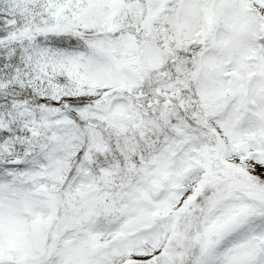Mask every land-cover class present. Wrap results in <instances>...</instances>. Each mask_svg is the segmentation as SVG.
<instances>
[{"label":"snow or ice","instance_id":"1","mask_svg":"<svg viewBox=\"0 0 264 264\" xmlns=\"http://www.w3.org/2000/svg\"><path fill=\"white\" fill-rule=\"evenodd\" d=\"M0 264H264V0H0Z\"/></svg>","mask_w":264,"mask_h":264}]
</instances>
